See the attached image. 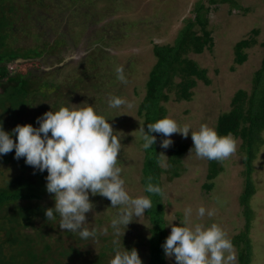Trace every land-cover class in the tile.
<instances>
[{"label": "rangeland", "instance_id": "rangeland-1", "mask_svg": "<svg viewBox=\"0 0 264 264\" xmlns=\"http://www.w3.org/2000/svg\"><path fill=\"white\" fill-rule=\"evenodd\" d=\"M41 1L45 8L40 9L37 5L28 4L32 16L29 17V22L40 15L39 19L44 22L42 28L47 31L45 41L52 42L60 35L66 42L57 49L56 56L47 58L48 62L44 64L47 71H50L51 66L54 67L51 71L55 83L62 84L83 72L89 55L97 56L98 68L85 78L88 85L81 87L71 98L65 96V88L61 85L58 91L50 94L49 101H38L43 104L42 108L38 102L34 103L25 113H19L17 118L27 122L48 110L54 111L60 104L68 108L93 107L98 115L109 119L108 123L112 126L114 134L120 137L121 149L117 166L121 168L120 176L124 180V188L132 198L148 197L142 185L145 154L140 135L143 117L138 115V109L145 96L148 73L156 62L152 54L153 46L172 44L186 21L194 18V8L199 1L211 9L208 28L212 32L213 48L199 55H189L201 69L207 71L210 85L197 82L191 101L176 102L174 95L170 94V99L162 104L166 111L165 117L175 120L181 128L188 125L193 132L198 131L201 125L215 129L218 117L230 110L231 100L238 90L251 94L256 72L262 68L264 0ZM28 27L36 34L38 28L34 25ZM253 30H257V34H253ZM33 39L27 35L14 46L24 48L41 44L40 41L35 43ZM244 39H254L255 43L245 49L246 61L235 65L234 46ZM60 59L63 61L59 64ZM15 66H12L13 70ZM118 67L123 69L126 83L117 79ZM95 84L96 88L93 87ZM110 97H120L126 103L119 108H109L107 102ZM170 138L173 143L167 149L161 148L158 143L161 160V201L164 205L163 220L167 234H170L172 225L178 226L180 222L185 221V209L191 208L187 223H198L204 227L218 225L232 242V252L236 257L232 264H238V249L233 240L243 232L245 226L244 209L239 202L245 189L246 177L241 139L234 138L236 152L221 161L219 165L222 170L213 180V188L206 190L204 185L208 182V159L198 158L194 151H189L193 146L190 134L184 138L179 133H174ZM262 138L263 144L259 146L251 164L254 193L249 200L253 213L248 233L251 243L250 264H264V132ZM179 144L187 145L188 150L182 156L179 176L174 177L168 165L169 152L172 146ZM1 157L0 189L5 188L19 175L18 164L4 162ZM89 200L93 208L85 214L86 223L83 227L95 229L96 235L94 238L78 242L85 258L94 261L104 252L102 260L109 264L116 251L134 248L142 264H147V240L153 225L146 211L143 216L134 217L125 231L121 227V234L117 235L110 222L121 206L112 207L110 201L99 194L89 193ZM54 203V194L48 192L39 202L44 208H52ZM201 206L206 209L203 217L197 215V209ZM7 209L0 212V217L12 215L10 207ZM208 210H213L214 215L208 216ZM41 223L42 221H37L36 227ZM26 231L25 233L36 239L32 230ZM42 233L52 237L57 235V232L53 233L49 228L42 230ZM46 240L50 244H57V241L51 238L46 237ZM61 240L65 244L75 245L77 239L63 236ZM35 245L40 249V240ZM239 245L243 247L244 244L240 242ZM114 246V251L107 250ZM227 254L226 252L225 255ZM47 264H51V261ZM166 264H175V261L166 257Z\"/></svg>", "mask_w": 264, "mask_h": 264}, {"label": "trees", "instance_id": "trees-1", "mask_svg": "<svg viewBox=\"0 0 264 264\" xmlns=\"http://www.w3.org/2000/svg\"><path fill=\"white\" fill-rule=\"evenodd\" d=\"M28 4L37 5L40 9L45 8L41 0H0V125L6 132H10L18 124H31L33 127H38L37 117L23 122L17 118V115L25 113L27 108H31L38 101H49L50 94L62 86L65 88L63 91L65 96L68 99L71 98L81 87L88 85L85 83V78L98 68L97 56L89 55L83 72L72 76L71 81L55 83V77L51 71L54 67L51 66L50 71H47L44 64L48 62L47 58L56 56L57 49L64 46L66 42L60 35L52 42L45 41L47 31L42 28L44 22L39 19L40 15L29 22V17L32 16ZM210 12L211 9L206 8L199 1L194 8V18L186 21L172 44L153 46L152 54L156 62L148 73L145 96L138 109V115L143 117L145 132L148 131L147 124L165 117L166 111L162 104L170 99V94L174 95L176 102H188L193 98V89L197 86V82L201 81L204 85H210L207 71L201 69L194 60L189 58L190 54L199 55L213 48L212 32L208 28ZM32 25L38 28L36 34L28 27ZM252 32L257 34V30ZM26 34L32 36L35 43L40 41L41 44L24 48L15 47L17 42L27 37ZM254 43V39H244L235 44L233 52L235 65H241L246 61L247 56L244 51ZM62 61L60 59L58 63ZM12 66H15V70ZM253 84L250 95L244 90H238L234 94L230 110L218 117L215 127L218 135L231 134L233 138L241 139L245 154V189L239 199L244 209L245 226L243 232L233 240L234 246L238 249V264L251 262V243L248 238L253 215L249 200L254 193L251 164L259 146L263 144L264 60L262 68L256 72ZM93 87L96 88V84ZM38 105L40 108L43 107V104L39 102ZM60 105L54 111L65 107L63 104ZM151 134L156 136V142L151 149H143L145 154L142 168L144 190L148 177L152 178L151 182L154 185L161 188L158 143L163 136L158 133ZM13 140L15 141V136ZM141 144H143L142 139ZM187 150L188 146L185 144L171 147L168 165L174 177L179 176L181 159ZM0 157L4 162H12L19 166V175L5 188L0 189V212L5 208L7 211L8 207L12 212L11 216L0 217V264H47L48 261H51V264H105L102 260L104 252H101L94 261L85 258L78 244L84 239L76 233L60 229L57 224L60 219L58 214H55V221L47 220L45 216L47 207L44 208L39 204L47 193L45 188L47 172L34 170L25 164L23 157L15 159L14 150ZM220 163L221 161H209L208 182L204 185L206 190L213 188V180L222 170ZM145 193L152 201V207L146 210V213L153 225L147 240V264H166L161 245L169 234L163 220L164 205L161 201V193L150 194L146 191ZM39 220L42 223L36 227L35 223ZM46 228L53 233L57 232L56 237L42 233V230ZM26 230H32L36 239L25 233ZM63 236L76 238V244H65L61 240ZM46 237L57 241V244H50ZM38 240H40V249H37L35 245ZM240 242L244 244L243 247L239 245ZM114 248L115 246L107 250L114 251Z\"/></svg>", "mask_w": 264, "mask_h": 264}, {"label": "clouds", "instance_id": "clouds-1", "mask_svg": "<svg viewBox=\"0 0 264 264\" xmlns=\"http://www.w3.org/2000/svg\"><path fill=\"white\" fill-rule=\"evenodd\" d=\"M116 72L117 79L126 83L123 69L118 67ZM107 103L109 108H119L126 101L110 97ZM108 120L98 115L91 106L60 107L37 117L38 127L18 124L6 132L0 125V155L14 150L15 159L23 157L26 165L39 172H47L45 188L48 193L54 194L55 201L54 207L45 209L47 220L55 221V214H58L59 228L76 233L81 239L96 235L95 229L83 227L85 214L93 208L89 193L106 197L112 207L121 206L110 222L117 235L121 234V227L125 231L134 217L143 216L152 207L149 197L132 198L125 190L121 168L117 166L120 137L114 134ZM147 128V132L140 128L145 150L151 149L156 142V136L151 133L162 134L160 147L164 149L172 145V134L179 133L184 138L190 134L193 146L189 151L209 161H222L237 150L231 134L218 135L208 125H201L198 131L193 132L188 125L181 128L175 120L163 117L147 124ZM147 179L145 191L161 193V188L151 182L152 178ZM191 212V208H186L185 221L171 226L170 234L161 245L165 257L174 259L175 264H232L236 257L226 233L216 224L208 227L198 223L189 225L187 219ZM205 212L203 206L197 209L200 217ZM207 215H214V211L208 210ZM109 264H142V261L136 249L124 248L115 252Z\"/></svg>", "mask_w": 264, "mask_h": 264}]
</instances>
